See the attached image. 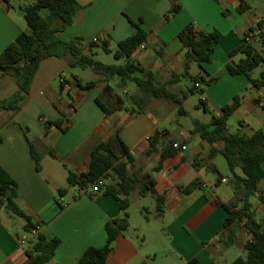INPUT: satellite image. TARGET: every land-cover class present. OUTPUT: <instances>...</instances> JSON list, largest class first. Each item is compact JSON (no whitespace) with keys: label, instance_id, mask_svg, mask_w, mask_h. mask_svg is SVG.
I'll use <instances>...</instances> for the list:
<instances>
[{"label":"crops","instance_id":"1","mask_svg":"<svg viewBox=\"0 0 264 264\" xmlns=\"http://www.w3.org/2000/svg\"><path fill=\"white\" fill-rule=\"evenodd\" d=\"M32 1L0 0V53L19 33L29 28L22 7ZM78 1L81 8L62 36L81 37L85 44L94 37L100 38L98 44L108 39L109 47L114 51L118 41L135 32L132 19L149 33L134 58L155 74L161 69L170 72L184 70L186 48L177 35L187 24L193 22L206 32L218 30L223 38L215 45L212 61L202 64L208 77L218 78L206 86L202 94L206 111L219 115L225 104L240 95L241 104L229 117V120L236 117L238 124L228 123L229 132L250 136L257 129L264 131V87H255L246 75L231 74L227 68L229 61L242 57V54L231 57L229 53L241 44L248 28L264 18V7L259 12L246 0H175L180 2L181 9L167 18L173 0ZM260 2L264 3V0ZM241 4L242 7L248 5L242 12L238 10ZM224 10H228V14ZM158 51H162V55ZM65 56L69 65L70 55ZM190 71L192 76L205 74L197 62L191 63ZM96 80L94 87L84 88L80 82L87 81L80 74L72 73L69 79L65 78L66 83L61 87L67 91L68 97H62V102H58L61 115L56 118L61 120L60 126L50 124L46 128L48 119L41 118L43 127L34 140L28 135V127L17 121L21 108L0 111V165L16 181V201L36 225L28 231L29 234L21 232V229L25 230L24 219L11 212L0 200V264H27V251L38 232L48 238L60 239L53 258L46 264H80V257L89 246L107 244L106 222L123 213L119 200L103 189L93 192L92 185L85 188L71 185L67 175L69 170L78 174L87 171L92 149L117 129L134 157L136 168L155 178V188L164 195L165 204L163 213L158 215L156 199L152 195L154 201L150 212L153 218L146 217L135 223L129 210L132 196H146L150 192L141 194L138 189L131 192L129 226L113 240L107 264H185L192 258L204 264L230 263L237 256L223 263L224 257L236 244L245 249L251 234L241 222L236 226L234 243H225L224 219L228 212L223 203L234 199L235 189L231 171L220 172L216 162L219 154L211 157L210 144L198 133L160 128L158 117L164 114L162 110L157 113L146 108L129 109L124 102L107 114L95 99L101 97L106 104L110 101L112 108L117 92L113 91L112 96L107 95L104 100L102 94L106 82L99 75ZM17 89L13 77L4 74L0 68V98L10 96ZM147 113L154 119L147 117ZM156 131L162 132L157 148L147 154ZM147 136L151 138L148 140ZM190 136L195 139L196 150L187 156ZM173 140L182 141L187 149L168 156L157 169L163 145ZM30 143L41 155L40 171L35 167ZM152 160L157 162L145 169L144 164ZM186 175L191 178L184 182L182 177ZM194 179L199 181V186L185 192L183 186ZM60 188L65 189L63 194H59ZM259 189L264 192V178ZM254 207L259 218L264 216L263 202L259 200Z\"/></svg>","mask_w":264,"mask_h":264},{"label":"trees","instance_id":"2","mask_svg":"<svg viewBox=\"0 0 264 264\" xmlns=\"http://www.w3.org/2000/svg\"><path fill=\"white\" fill-rule=\"evenodd\" d=\"M239 7L242 12L247 8ZM81 8L78 0H33L23 5V13L28 23V29L22 31L0 53V68L15 80L18 89L10 96L0 98V111L3 109H20L21 100L28 94L41 62L52 56L62 57L70 55L71 67L91 68L106 83L103 93L109 97L115 91L112 80H117L120 88L129 84L136 86V91L130 94L129 102L143 109L151 100L165 99L178 105V112L186 114L187 110L183 101L189 93L199 91L202 94L206 86L211 85L218 78L208 77V72L202 65L212 61L215 45L223 38L218 30L211 32L203 31L193 22L187 24L179 33L178 38L186 48L185 64L182 72L173 71L170 77L164 81L156 80L153 70L145 67L134 58L137 50L147 41L149 33L138 22L130 19L135 26V32L118 41L117 48L112 51L109 40L103 39L99 44L95 41L84 43L83 38H65L62 32L74 21L77 11ZM181 9V4L173 0L170 10L171 17ZM228 14V10H224ZM99 46L106 52H113L116 60L120 63L107 64L94 58V47ZM88 49V51H87ZM162 51H158L162 55ZM242 54L237 61L231 60L227 68L231 74H244L252 84L264 87V18L257 21L254 26L248 28L242 37L239 46L230 51L229 56ZM197 62L204 73L191 75V63ZM263 68L258 76L253 71L258 66ZM188 78L191 85L180 92L173 90L170 85ZM98 80L92 79L80 86L91 88ZM63 86L64 83H61ZM97 104L110 114L122 105L125 100L120 94H116L115 106L102 102L101 97H96ZM201 102L206 109L205 98ZM241 96L235 95L231 102L222 107V113L213 115L208 122L198 118L193 120L192 133H198L200 137L210 144V156L222 154L231 171L232 183L235 189V197L232 201L223 203L227 209L224 219V229L227 230L225 243L231 245L237 238L236 226L243 222L250 232L251 238L245 243L246 255H239L228 264H264V216L258 217L257 211L251 200L256 196L264 203V192L259 189V183L264 178V131L255 130L250 136L243 133H233L228 130V120L231 114L240 106ZM47 125L60 126L59 118H51ZM65 130V129H63ZM162 132L156 131L152 138L147 154L156 150ZM221 143V145H217ZM31 144V155L38 171L41 170V155ZM179 149L174 148L171 142L162 147L161 157L157 169L163 160L175 154ZM239 170V171H238ZM219 177L218 179H220ZM102 181L100 190L115 196L121 205L122 215L109 219L106 222L108 242L104 246H89L80 257V264H107V257L112 249L113 240L129 226L130 194L138 189L141 194L150 192L156 199L157 214L164 211L165 197L155 188L156 180L149 172H142L136 168L134 157L131 155L128 145L120 135V130L114 131L107 140L100 141L91 152V160L88 170L76 173L68 171L67 181L71 185H79L82 188ZM110 180V182H107ZM199 186V181L194 179L183 186L185 192H190ZM64 188L59 189V194L64 193ZM17 183L13 177L0 165V200L14 214L22 217L25 221L24 228L31 231L36 225L30 215L17 203ZM60 244L57 237L48 238L38 232L32 241L30 250L27 251L29 262L27 264H46L49 262ZM185 264H204L197 258L188 260ZM210 264H215L214 262Z\"/></svg>","mask_w":264,"mask_h":264},{"label":"rangeland","instance_id":"3","mask_svg":"<svg viewBox=\"0 0 264 264\" xmlns=\"http://www.w3.org/2000/svg\"><path fill=\"white\" fill-rule=\"evenodd\" d=\"M249 4L257 7L259 12L263 10L264 3L260 0H246ZM115 46V43H112ZM94 58L100 60L107 64L120 63L115 59L113 53L104 51L101 47H94ZM263 66L260 65L253 71L254 76H258ZM63 69V71H61ZM196 71V68L193 67V72ZM63 72V73H62ZM72 73L80 74L84 81H89L96 79V73L91 68H81V67H71L67 64V57H50L43 61V64L35 78L34 83L32 84V90L28 94H25L21 100V111L17 115V121L22 125L28 127V135L31 139H35L36 135L41 133L43 127L42 119H51L56 118L61 115L60 110L58 109V102H62L61 98H67L68 93L65 89L61 87V77L70 78ZM170 71L161 69L156 72V80L164 81L170 76ZM117 80H112L111 83L118 94L124 97L125 104L127 108L134 109L136 106L129 102L130 94H133L136 91V86L129 84L125 88H120L117 85ZM65 84V83H64ZM191 85V82L188 78H183L177 83H173L170 87L180 92L182 89H187ZM202 93L195 91L189 93L187 98L183 101V105L188 111L186 114H180L178 112V105L175 103H170L165 99L155 98L151 100L144 108L148 110H154V112L160 113L162 110L164 113L161 117H158V125L160 128L169 127L172 130H181L184 133H188L194 127L193 120L198 118L202 121L208 122L214 115L213 111H206L201 102ZM102 98L106 100L108 98L106 93L102 94ZM115 98V96H114ZM58 101H57V100ZM110 105L111 102L108 101ZM138 108V107H137ZM147 117H150V113H147ZM166 115L165 118H162ZM151 120L154 117H150ZM150 120V121H151ZM229 125L235 124L238 122L236 117H232L229 120ZM191 141V146L189 151L185 154L190 156L195 150V139L193 136L189 137ZM220 144V143H218ZM157 161H148L144 164V168L148 169L149 165ZM219 164L220 172L230 173L227 161L223 155L219 154L216 161ZM191 177L184 176L182 180L187 182ZM107 182H110L108 180ZM251 200L254 204H258L259 200L256 196H252ZM154 198L151 193L146 196H140L134 194L131 199L130 213L132 215L133 222L138 223L143 218L152 217L153 215L150 212V209L153 207ZM258 206V205H257ZM257 208V207H256ZM21 232L29 234L28 231L21 229ZM232 252H229L224 259L223 263L231 260L234 256L246 255V250L240 248L237 244L232 248ZM222 264V263H221Z\"/></svg>","mask_w":264,"mask_h":264},{"label":"built area","instance_id":"4","mask_svg":"<svg viewBox=\"0 0 264 264\" xmlns=\"http://www.w3.org/2000/svg\"><path fill=\"white\" fill-rule=\"evenodd\" d=\"M93 41L95 42H99L100 38L98 37H94ZM61 83H66L65 79L63 77H61ZM44 120V119H43ZM151 138V136H147V139L149 140ZM172 146L174 148H177L179 150H186L187 149V145L185 143H183L182 141L179 140H173L172 142ZM102 183V181H96L94 184H92V191L93 192H99L100 191V184ZM60 199L62 200L63 197H60ZM22 243H24V240H21Z\"/></svg>","mask_w":264,"mask_h":264}]
</instances>
